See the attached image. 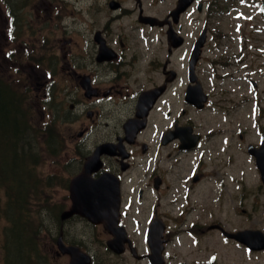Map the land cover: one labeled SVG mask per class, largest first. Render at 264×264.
I'll list each match as a JSON object with an SVG mask.
<instances>
[{"label": "flooded vegetation", "instance_id": "obj_1", "mask_svg": "<svg viewBox=\"0 0 264 264\" xmlns=\"http://www.w3.org/2000/svg\"><path fill=\"white\" fill-rule=\"evenodd\" d=\"M79 1L72 20L45 8L27 26L5 21L14 36L25 26L34 33L33 64L49 71L44 86H59L52 108L66 134L63 206L55 216L50 196L43 252L32 264H72L71 250L84 256L76 264H217L229 243L264 256V227L244 226L247 195L257 193L253 209L264 207L262 175L234 173L241 159L257 167L252 150L264 127L218 121L229 117L220 103L234 100L219 87L225 79L211 77L218 57L208 7L199 26H183L195 6L176 18L178 0ZM2 6L9 11L7 0ZM91 159L89 178L108 175L119 188L114 231L107 216L95 223L79 213L63 218L73 207L72 180Z\"/></svg>", "mask_w": 264, "mask_h": 264}, {"label": "rangeland", "instance_id": "obj_2", "mask_svg": "<svg viewBox=\"0 0 264 264\" xmlns=\"http://www.w3.org/2000/svg\"><path fill=\"white\" fill-rule=\"evenodd\" d=\"M76 0H15L10 6L11 13L15 17L17 24L20 26L23 23L28 25L30 19L42 12L47 8V11H43L44 14L50 15L54 12L57 6L61 7V15L66 18L67 15L72 20L75 13L73 3ZM254 0H221L219 5L220 12L217 16L214 15L212 29L215 34H218L220 46L224 51L222 58L230 59V54L236 53L238 47L244 42L248 52L240 51L245 54V58L238 60L235 65H230V68L225 71L228 75V79L223 81V85H219L220 88H228L230 91V98L234 101L224 100L220 103V107H225L229 113L227 119L220 117L218 121L221 124L228 126H253L259 125L264 127V0H259L260 8L258 5H252ZM77 3V1H76ZM78 4L80 1L78 0ZM4 6L0 8V75L7 81H10L13 85L20 87L24 94L28 96V102L32 107V120L33 123L44 130L47 126L55 123L53 114L51 113L50 104L53 100L52 90H58L59 86L46 87L43 85L45 78L47 77L46 68H38L34 66L33 61L35 54L32 53V43L34 40V33L24 27L19 34L14 38L7 32L8 27L5 25V21L8 20L7 13L3 11ZM32 8V9H31ZM18 9V11H17ZM31 9V10H30ZM5 10V9H4ZM30 10V11H29ZM76 17L78 14H75ZM197 18H200L198 12L192 13ZM74 18V17H73ZM9 21V20H8ZM242 36V40H241ZM226 51V52H225ZM40 77L36 80V74ZM248 79L257 84V91L253 97V90L248 82ZM41 83L42 85H37ZM46 89V90H45ZM54 91V92H55ZM47 95V97L45 96ZM51 96V97H50ZM243 101H245L243 103ZM242 102V106L239 104ZM255 103V107L253 105ZM235 103L239 105L234 109ZM217 105V104H216ZM224 108V109H225ZM250 115H252L250 120ZM232 116V117H231ZM65 127L62 126L64 131ZM40 152L42 155V165L39 167L42 174L48 177L49 174H62V158L58 160L59 165L55 161L50 160V155L45 150L43 141H39ZM235 175L242 174L247 180L256 178L259 171L251 161L241 159L238 163L237 169L234 171ZM49 195L54 197V207L59 209L63 206L61 187L56 186L48 189ZM255 195H247L249 198L246 200V210L244 216V226L254 225L255 221H258L264 227V207L263 205L256 206L255 209L252 205L256 204V198H251ZM264 201V198H262ZM44 204H38L35 202L32 205V211L34 219L36 217L35 211H41V207ZM31 214V213H30ZM231 216L233 214L231 213ZM31 217H33L31 215ZM37 218V217H36ZM43 219V217H42ZM37 223V222H36ZM35 220L32 223L33 227L37 225ZM11 223L9 222V225ZM6 221L0 219V239H6L5 229ZM35 225V226H34ZM237 245L229 243L226 251L222 253L223 257H227L226 260L221 261L219 255V262L217 264H264V256L247 254L240 250ZM3 246L0 245V264L3 262Z\"/></svg>", "mask_w": 264, "mask_h": 264}, {"label": "trees", "instance_id": "obj_3", "mask_svg": "<svg viewBox=\"0 0 264 264\" xmlns=\"http://www.w3.org/2000/svg\"><path fill=\"white\" fill-rule=\"evenodd\" d=\"M47 153L57 154L63 137L55 124L40 130L32 120L27 94L0 75V218L10 229L27 231L34 221L33 203H45L49 182L40 171L39 141Z\"/></svg>", "mask_w": 264, "mask_h": 264}, {"label": "water", "instance_id": "obj_4", "mask_svg": "<svg viewBox=\"0 0 264 264\" xmlns=\"http://www.w3.org/2000/svg\"><path fill=\"white\" fill-rule=\"evenodd\" d=\"M193 0H180L179 2V10L178 11H182L185 10L192 2ZM256 154L257 157V162H258V166L262 172L263 175V179H264V142L262 144V146L260 147L259 150L254 152ZM85 179L82 176L77 177L74 181H73V187H74V192H76V195L78 197H81L83 199V212L84 215L86 217H88L90 220L95 221L96 217L99 216V214L101 211H96L93 207V205L91 203H89L87 201V189L83 190L84 186H85ZM103 181L100 183L102 184ZM73 192V197L74 199H78V197L74 194ZM106 199H111V197H101L100 198V202L103 205L106 202ZM86 205V206H85Z\"/></svg>", "mask_w": 264, "mask_h": 264}]
</instances>
